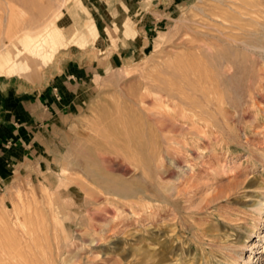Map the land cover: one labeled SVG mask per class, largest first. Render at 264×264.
Instances as JSON below:
<instances>
[{"label":"rangeland","instance_id":"374dc122","mask_svg":"<svg viewBox=\"0 0 264 264\" xmlns=\"http://www.w3.org/2000/svg\"><path fill=\"white\" fill-rule=\"evenodd\" d=\"M234 23L264 46V0H0V264H264V49ZM140 87L161 154L97 152L121 199L81 154Z\"/></svg>","mask_w":264,"mask_h":264},{"label":"bare ground","instance_id":"6f19581e","mask_svg":"<svg viewBox=\"0 0 264 264\" xmlns=\"http://www.w3.org/2000/svg\"><path fill=\"white\" fill-rule=\"evenodd\" d=\"M261 27L263 29L262 31L264 35V24H262ZM222 28L223 29H221V27L216 26L215 29H217L216 31L219 33L218 35L223 37L225 40H228L229 42L239 41V43H242L245 46V49H248V50L249 48L250 49L251 48H254V49L263 48L264 49L263 45L257 44L256 42L257 39L253 38L254 37L252 35L253 33L240 34L238 32H234L235 29H242L239 23H234L233 27H231L229 30H225L228 28L224 26ZM142 88H144L145 90H142ZM145 91H146V87H140V92H138V95H132L130 97L131 99L130 106L129 104H127L128 106L123 105V107H121V105L119 106L115 105L114 107H111V108H115V110H112L115 112H110V110L103 112L101 119H102V124L104 128L106 129L103 139L106 138L107 140L105 141L104 140L103 141L94 140L91 143V145L85 146V148L82 149L81 157L85 161L83 162L82 172L89 178V180L93 184L99 187L104 194L116 196L121 199L122 198L128 199L130 197L132 198L135 196L137 197L138 194L143 192L142 190L144 189L140 186H138L137 188L136 187L134 188L132 187L131 183L129 184L127 181L112 177V175H110L107 172H103V171L99 172L100 169L98 170L96 168L98 164L97 152H100V153L102 152L108 153L112 151H114L115 153L119 152L123 154L125 158L127 159L135 160L136 162L138 160L141 161L144 164V166H151L152 164L155 165L158 156L161 154L160 153L161 150L159 147V141H158L159 140L158 134L163 131L164 126L162 124H159L158 120L155 119L154 122L152 123L153 126L151 127L148 126L149 129H147L148 127L146 126L144 127V125L139 123V119L137 118V114L135 112L137 110H135V108L132 107L134 105H137L138 107L144 106V104L146 103V100H145L143 93H145ZM155 94H158V93H155ZM162 94L154 95L153 96L154 101H157V102L164 101L162 99ZM165 95L168 97L169 95L171 96V93L167 92L164 94V96ZM156 113L154 111V114ZM148 115H150V112ZM145 135H148L149 140L148 139L147 140L149 142L145 139ZM108 143L110 146L108 145ZM75 162H77V160H75ZM232 185L234 186L236 184L232 183ZM144 192L146 193L145 190ZM141 196H144V195H141ZM254 210L259 215L264 211V206L262 205L261 201H258L257 203H255ZM237 256L239 257L240 253H237Z\"/></svg>","mask_w":264,"mask_h":264},{"label":"crops","instance_id":"0c3cea01","mask_svg":"<svg viewBox=\"0 0 264 264\" xmlns=\"http://www.w3.org/2000/svg\"><path fill=\"white\" fill-rule=\"evenodd\" d=\"M11 101H13V103H11V104H9V106H7V104H6V106H5V108H6V110H11L12 108H14V107H17V108H19L20 110H22V109H24V107H23V105L21 104V100H11V99H5V101H4V103H9V102H11ZM6 114H7V118L11 115V113L8 111V112H6ZM5 123V125H8V122H4ZM3 129V128H2ZM3 131H6L7 132V130L5 129V130H0V133H2Z\"/></svg>","mask_w":264,"mask_h":264}]
</instances>
